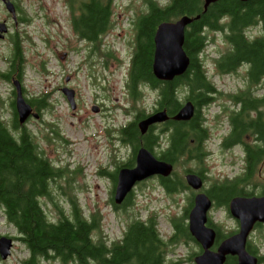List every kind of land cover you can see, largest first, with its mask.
<instances>
[{
	"label": "rangeland",
	"instance_id": "1",
	"mask_svg": "<svg viewBox=\"0 0 264 264\" xmlns=\"http://www.w3.org/2000/svg\"><path fill=\"white\" fill-rule=\"evenodd\" d=\"M13 1L17 3V0ZM38 1L21 0V5L33 19L30 23H18L17 26L10 23V33L15 34L14 38L28 60L24 68L23 81L27 90L24 92L26 97L37 96L42 91H51V94L49 104L40 109L41 114L33 109V112L39 115L38 118L28 116L23 122H19V125L25 126L34 134L35 142L53 164L67 167L68 171L79 170L75 172L72 183H67L70 177L65 176L49 182L50 190L59 202V208L66 213L68 211V199L60 195L62 189H65L69 195H76L84 217L91 218L92 215L99 214L100 233L105 244L120 239L130 221L137 218L145 220L151 215L156 217L161 237L168 238L175 228L174 219L182 217L183 226H187L185 209L190 201V187L168 193L161 184L159 176H152L136 184L131 197L114 206L112 198L115 182L109 174L99 173V169L107 167L108 162L112 163L113 158L116 160L115 167H130L135 163L132 147L121 141L120 128L133 119L137 110L143 111L144 117L155 112L158 87L152 88L150 84L141 82L138 84V94L135 96L137 98L131 99L127 86L131 48L133 49L137 44V32L127 34L125 26L130 15L137 16L140 13L139 5L142 0L109 2L110 16L106 33H109L108 28L112 30L110 35L104 38L103 44L106 49L114 51L117 60L112 64L106 63L107 67L96 63L92 68L84 61L85 49L90 44L78 40L70 29L64 1L57 4L55 0H44V4L46 3V6L54 11L57 6L59 16L63 18H53L54 13L40 10ZM156 1L161 6H165L170 0ZM1 3L4 7L0 5V22L5 23L3 20L5 4ZM253 28L255 32L261 31L260 24ZM203 31L206 32L207 39L199 58L213 86L221 93L244 90L247 65H242L236 71L221 72L215 61L228 48L223 31L212 30L209 27ZM12 34L0 37L1 72L8 66L5 58L11 50L10 35ZM129 41H131L130 46ZM64 85L75 90L73 107L60 92ZM12 89V83H6L0 77V97L3 99L1 116L7 121L11 131L13 124L9 97L12 95ZM262 91L264 88L261 87L257 90V92ZM176 94L181 103H184L187 92L180 84L177 86ZM230 106L233 107L232 104ZM93 107L97 110H93ZM219 108V101L211 103L209 107L201 108L206 119L203 120V126L208 129V138L203 144L207 155L203 156L201 162L196 158L181 157L174 167L183 178L186 173L185 168L195 173V168L203 167L206 176L203 189H207L215 182L242 177L246 171V162L241 144L252 143L253 140L245 134L242 136V142L225 146L224 140L230 134V127L225 120L226 109L223 110L224 115L219 112ZM48 123L53 124V129ZM157 128L159 129L160 126L158 125ZM55 131L59 136H56ZM118 138L121 142L117 140ZM162 142L161 148L164 149L167 145L164 134ZM161 148L155 147L154 153L159 155ZM258 168L261 169L262 174H258L256 170L252 184L241 185L251 189L255 194H261L264 189V162L259 164ZM108 169L111 170V167ZM42 206L47 216L55 221L58 208L48 199L42 200ZM212 220L220 225L223 232L229 233L237 229L236 221L225 207H219L212 215ZM95 234H98V231ZM0 235L11 237L17 235L14 226L5 219L1 207ZM217 239H221V236L219 235ZM249 239L256 242L260 251L264 252V227H256ZM192 247L196 249L195 245ZM165 255L166 261L162 264H194V256L188 245L184 244L183 238L166 245ZM27 256L28 252L23 243L14 240L10 254L5 259L0 257V264H22L21 260ZM41 264L72 263L50 259Z\"/></svg>",
	"mask_w": 264,
	"mask_h": 264
},
{
	"label": "trees",
	"instance_id": "2",
	"mask_svg": "<svg viewBox=\"0 0 264 264\" xmlns=\"http://www.w3.org/2000/svg\"><path fill=\"white\" fill-rule=\"evenodd\" d=\"M17 7L21 9L18 4ZM21 12L24 13L22 9ZM109 13L108 3L106 7H102L96 0H91L87 5V12L75 20L82 32L80 34L103 56L105 51L101 45L108 26ZM183 14H199L188 26L184 36L183 48L190 58L189 66L182 75L172 80H158L152 71L155 29L160 22ZM257 24L261 26L259 33L253 28ZM207 27L223 31L228 45L215 61L221 72L236 71L246 64L247 74L251 79L253 76L264 77V0H216L209 4L205 11L202 9V0H170L165 6L151 0L149 15L140 21V34H137V44L130 58L127 86L131 99L137 98L135 96L141 82H148L152 88L158 87L155 109L165 110L168 119L161 124L150 126L142 134L137 122L144 117V112L137 110L133 119L120 128L121 141L132 147L134 156L141 146L151 151L155 147L161 148L162 135H165L167 145L159 150V156L172 163L173 170L170 175L159 178L168 193L189 188L183 176L174 169L179 159L196 158L201 162L207 154L203 144L208 137V131L203 126L201 107L211 100L210 94L216 91L199 58L206 45L207 35L203 30ZM14 37L15 34L10 35L12 46L6 57L8 66L5 71L0 72V77L5 78V81H10L13 75L22 80L28 61ZM106 60L107 54L103 65ZM179 84L187 92L185 100L191 101L195 107L194 114L188 120L172 119L183 103L176 94ZM50 94V91H42L37 96H30L28 102L40 113V109L49 104ZM2 103L3 99L0 97V109ZM9 108L13 131L9 129L0 111V207L5 219L17 231V235L12 237L13 240H19L27 249L28 256L21 260L22 264H41V261L50 259L72 264H159L163 257V247L180 238H190L183 227L182 217L173 221L177 232L163 239L157 227L156 217L151 216L148 222H141L139 219L130 221L122 240L114 241L110 246L105 244L100 233L99 214L92 215L91 218L84 217L78 197L69 195L62 189L60 195L68 199L66 213L59 208V202L50 190L49 182L52 179L65 176L70 177L67 183H72L75 172L79 170L68 171L67 167L54 165L35 142L34 134L25 126L19 125L12 96L9 97ZM48 124L53 129V124ZM234 126L233 136L242 134L247 127L252 128L249 131L252 135L259 132L261 137L264 136V123L259 120L243 122L236 119ZM55 132L57 136L58 133ZM250 147L251 149L247 148V179L254 171L256 160L264 154V146ZM255 148L259 151L254 150ZM184 172L192 171L185 168ZM195 173L203 179L206 177L203 167L195 168ZM112 176L116 182V173H112ZM239 184L244 185L246 181L237 177L230 181L215 182L206 189V193L217 205H227L234 195L253 194L251 189L240 187ZM43 199L50 200L58 208L55 221L47 216L42 206ZM217 200L225 201L219 203ZM187 214L188 210H185V216ZM96 231L98 234H95ZM257 252L258 249L252 251ZM231 258L232 256H228L227 261ZM258 261L264 264V252H259Z\"/></svg>",
	"mask_w": 264,
	"mask_h": 264
},
{
	"label": "water",
	"instance_id": "3",
	"mask_svg": "<svg viewBox=\"0 0 264 264\" xmlns=\"http://www.w3.org/2000/svg\"><path fill=\"white\" fill-rule=\"evenodd\" d=\"M7 11L15 19V7L12 1L2 0ZM216 0H204L203 11L210 3ZM246 1V0H241ZM199 17L182 15L175 22H161L154 33V53L152 60V71L159 80H172L174 77L182 75L188 68L190 58L186 54L184 43V32L188 24L193 19ZM2 32V33H1ZM8 32L7 23L0 22V37ZM70 105L73 107L74 91L71 88L63 87ZM15 110L18 122H23L30 114L38 118L36 112H32V107L23 97L22 89L16 86ZM93 110H97L93 107ZM194 114V105L187 100L179 110L172 116L174 120H188ZM168 115L165 110H158L142 118L137 126L141 133H145L148 127L158 121H165ZM135 166L120 168L117 175V183L114 192V202L120 204L133 185L152 175L168 176L173 164L159 159L145 147H140L135 155ZM186 182L194 189H200L203 185L201 176L195 173L185 175ZM211 199L205 192H199L194 197V205L188 214V228L195 239L200 242L204 252L195 257L196 264H223L227 255H236L237 264H258V258L246 250V241L250 231L256 222L264 223V194L261 196H236L230 200L229 211L239 220V229L236 233L223 239L215 251L210 250L215 242L216 233L213 228L206 226L207 212L211 206ZM13 239L0 236V257L5 259L11 252Z\"/></svg>",
	"mask_w": 264,
	"mask_h": 264
},
{
	"label": "flooded vegetation",
	"instance_id": "4",
	"mask_svg": "<svg viewBox=\"0 0 264 264\" xmlns=\"http://www.w3.org/2000/svg\"><path fill=\"white\" fill-rule=\"evenodd\" d=\"M61 1H64V8H65L66 15H67V17L69 19L70 29L76 34L78 40H82V41L88 42L90 44L85 49V56H84L85 63L87 64V66H90L91 68L96 63H99L100 65L103 66L104 57L106 58V54H104V56L102 54H99L92 47L91 42H89L86 39V37H83L80 34L82 32L79 29V24L75 23V20H78L83 14H85L87 12V5L90 3L91 0H55V2L57 4H59V2H61ZM96 1L99 2L100 6L106 7V0H96ZM110 1L111 0H108L107 3L109 4ZM150 2H151V0H142L140 5H139L140 13L137 16L130 15V18L128 19V21L126 23V26H125L126 30H127V34L131 35L132 33H136V32H137V34L138 33L140 34V32H139L140 31V21L144 17L149 15ZM14 4H15V8H16L17 17L22 18V14L18 10L17 4L15 2H14ZM38 4H39V9L40 10L47 11L50 14L54 13V15H52L53 18H63V17L59 16V14L57 12L58 11L57 10V6H56V10L54 11L53 9L48 8L46 6V3L44 4V0H39ZM0 5L2 7H4V5L1 2H0ZM109 12H110V9H109ZM109 16H110V13H109ZM9 17H10L9 13L7 12V10L5 8V19H3V20L7 21V23H8L9 22L8 21ZM22 20L24 21L25 19H22ZM108 20H109V18H108ZM111 30H112V28H108L107 29V32H109V33H107V35H110ZM104 33H106V30H105ZM128 43H129V46H130L131 45V41H129ZM101 46H102L103 50L106 49L105 45L103 43H102ZM114 61H116V59ZM114 61H112L110 63L112 64ZM246 77H247L246 78L247 80L245 82L244 90H242V91H233V92H229V93H221V92H218V91H213L210 94L211 100L207 104L203 105L202 107H209V105L211 103H213V102L217 103L219 101L220 102L219 112L224 114L223 110L226 109V113L227 114H226L225 120H227L228 125L230 127V134L224 140V145L225 146H231L232 144H236V143L242 142V136L245 135V134H248L250 137L253 138L252 143L244 142L243 144H241L242 152H243V155L245 157V162H246V165H245L246 166V171H245V174L242 176V179L244 181H246V186H249L250 184H252L254 173L256 172V170H257L258 174H260V175L262 174V171H261V169L258 168V165L261 164L262 162H264V154H261V156L256 160L255 164L253 165L254 171L251 172L250 177L247 179L246 178V175L248 174L247 148L251 149L250 146H255V145L264 146V136L261 137L259 132L255 133L254 135H251L249 133V131L252 128H248V127L245 128L246 131L243 132L242 134H240L238 136H233L234 135V129H235L234 122H235L236 119H238V120H242L243 122H248V121L255 122V121L259 120L261 123H264V91L257 92V90L260 87L264 88V84H263L264 77L257 78L256 76H253V79H251L248 74L246 75ZM14 79H16V78L12 77V80H14ZM146 84H149V83L146 82ZM223 98H225L226 100H223ZM230 104H232L233 107H231ZM243 107H244V109H243ZM203 120L206 121V119H204V118H203ZM225 120H224V122H225ZM117 140L119 142H121L120 138H118ZM254 150L259 151V149H257V148H255ZM113 160H114V158H113ZM109 167H111V170L108 169ZM108 168H105V167L100 168L99 169V173L100 174H105V175L109 174L111 176V178L113 179L112 172L117 173V171L114 169L113 161H112V163L108 162ZM236 178H234V179H236ZM234 179H232V180H234ZM239 186L242 187L241 184H239ZM195 194H196V191L191 189L190 190V195H189L190 196L189 197L190 201H189V204L187 206L189 209L192 207V205L194 203ZM263 194L264 193H261V194H258V195H263ZM129 196H127L124 201H126ZM235 196H239V195H234L231 198H233ZM230 199L228 200L227 207H228ZM212 200H213V207H212L211 211L209 212L206 226L209 227V228H213L215 230V233H216L215 243L211 247V250L214 251V250H216V247H217V237L220 235L221 236L220 240L224 239L226 237L224 235L226 232H223L221 230L220 225H218L216 222H214L212 220V215L214 214V212L219 207H225V205H217L216 201L214 199H212ZM217 201H219V200H217ZM223 201H225V200H223ZM223 201H219V203H222ZM214 204L217 205V206H215ZM114 206H116V205L114 204ZM227 207H225V210L228 212ZM137 219H139V218H137ZM139 220L141 222H148L150 220V217L146 218L145 220H143V219H139ZM235 221L237 223V228H238L239 221L238 220H235ZM258 226L264 227V223L257 222V223H255L254 228L258 227ZM184 228L186 229V232L189 234V237H190V239H187L186 237H183L184 244H187L188 247L190 248V252L194 256L193 257V262H194L195 256L201 254L203 252V248L191 236V234L189 232V229H188V226H186ZM176 232H177L176 228H174V234ZM233 233L234 232H231V233H229V235H231ZM123 235L121 236L120 240L123 239ZM114 241H112L111 243H107V245L110 246ZM194 245L196 246V249H193L192 246H194ZM247 249L249 250V252L256 251L258 249L257 243L254 242V241H247ZM162 255H163L162 261L159 264H162L164 261H166L165 247L162 248ZM227 259H225L224 264H237V258L235 256H233L228 261H227ZM194 264H196V262Z\"/></svg>",
	"mask_w": 264,
	"mask_h": 264
}]
</instances>
